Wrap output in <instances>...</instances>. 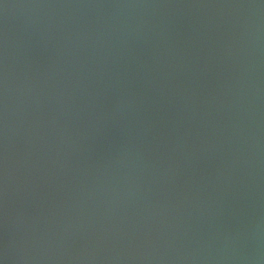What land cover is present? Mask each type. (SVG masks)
I'll return each mask as SVG.
<instances>
[{"label": "water", "instance_id": "95a60500", "mask_svg": "<svg viewBox=\"0 0 264 264\" xmlns=\"http://www.w3.org/2000/svg\"><path fill=\"white\" fill-rule=\"evenodd\" d=\"M0 264H264V0H0Z\"/></svg>", "mask_w": 264, "mask_h": 264}]
</instances>
